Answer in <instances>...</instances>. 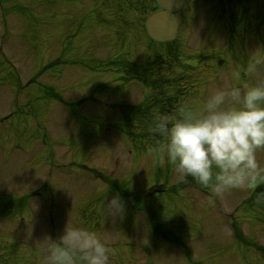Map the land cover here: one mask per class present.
<instances>
[{"label":"rangeland","instance_id":"rangeland-1","mask_svg":"<svg viewBox=\"0 0 264 264\" xmlns=\"http://www.w3.org/2000/svg\"><path fill=\"white\" fill-rule=\"evenodd\" d=\"M190 1L178 57H171L175 66L158 70L166 89L192 92L185 104L198 110L220 87L264 80V0ZM101 3L94 7L102 14L90 15L93 0H0V200L17 204L11 213L29 211L12 222L0 209V238H6L0 264L23 263L25 256L38 264L45 238L54 232L59 238L67 224L95 231L113 250L109 264H264V195L255 194L262 183L216 198L167 163L165 142L151 145L130 134L117 109L148 89L127 70L139 76L138 64L157 46L145 32L103 22L111 17L109 3ZM157 48L155 54L167 53ZM220 58L228 60L222 71ZM114 59L131 64H124L127 72ZM158 116L154 111L150 122ZM257 158L264 164V150ZM95 168L106 182L96 179ZM51 173L45 214L55 205L54 219L37 214L43 197L22 198ZM156 185L171 191L152 199L167 210L154 235L133 195ZM114 195L124 205L115 218L108 206ZM165 227L176 232L162 234Z\"/></svg>","mask_w":264,"mask_h":264},{"label":"clouds","instance_id":"clouds-1","mask_svg":"<svg viewBox=\"0 0 264 264\" xmlns=\"http://www.w3.org/2000/svg\"><path fill=\"white\" fill-rule=\"evenodd\" d=\"M152 135L163 140L167 163L183 178L210 188L219 198L228 190H252L264 183V80L214 90L202 109L188 104L173 116L160 115ZM109 213L122 216L119 195ZM40 264H109L112 248L95 231L66 225L59 238H45Z\"/></svg>","mask_w":264,"mask_h":264},{"label":"water","instance_id":"water-1","mask_svg":"<svg viewBox=\"0 0 264 264\" xmlns=\"http://www.w3.org/2000/svg\"><path fill=\"white\" fill-rule=\"evenodd\" d=\"M164 10L151 15L146 28L149 35L158 41L172 40L177 35L178 19L175 12L183 4V0H157Z\"/></svg>","mask_w":264,"mask_h":264},{"label":"trees","instance_id":"trees-1","mask_svg":"<svg viewBox=\"0 0 264 264\" xmlns=\"http://www.w3.org/2000/svg\"><path fill=\"white\" fill-rule=\"evenodd\" d=\"M167 91L165 89H162L159 93L160 99L157 101L155 100V104H162V105H169V106H137V107H132L131 109L134 114H140V116H144V114L149 113V111L155 107H158L160 113L165 112H172V109H175L176 106H171L172 103L177 99L176 97L172 96H167L165 95ZM181 94V93H180Z\"/></svg>","mask_w":264,"mask_h":264}]
</instances>
